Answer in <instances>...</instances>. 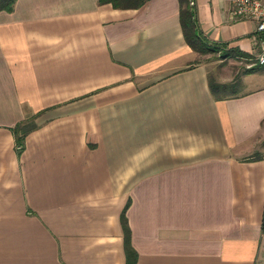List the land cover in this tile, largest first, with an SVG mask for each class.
<instances>
[{
    "label": "crops",
    "instance_id": "1",
    "mask_svg": "<svg viewBox=\"0 0 264 264\" xmlns=\"http://www.w3.org/2000/svg\"><path fill=\"white\" fill-rule=\"evenodd\" d=\"M192 7L245 64L232 95L179 0L0 10V264H125L124 209L136 264H264V33Z\"/></svg>",
    "mask_w": 264,
    "mask_h": 264
},
{
    "label": "trees",
    "instance_id": "2",
    "mask_svg": "<svg viewBox=\"0 0 264 264\" xmlns=\"http://www.w3.org/2000/svg\"><path fill=\"white\" fill-rule=\"evenodd\" d=\"M181 4L180 9V21L182 25V29L184 32V36L187 44L198 53H205L211 51H221L223 52V56L229 55V49H223L224 43H218L211 41L199 28L198 23L196 22V13L193 5H190L191 0H179ZM15 0H0V10L10 11L13 9ZM100 3H112L114 6H140L144 0H99ZM210 89L212 93L222 98L224 96L232 95L237 92L239 85L234 86L229 83H222L218 81H214L210 79L209 81ZM232 88V90L227 93L228 88ZM18 142L22 144V138L17 137ZM122 225L124 229V251H125V264H136L137 252L132 246L131 243V230L128 226L125 209L122 212L121 216ZM262 230L264 231V216L262 221Z\"/></svg>",
    "mask_w": 264,
    "mask_h": 264
},
{
    "label": "rangeland",
    "instance_id": "3",
    "mask_svg": "<svg viewBox=\"0 0 264 264\" xmlns=\"http://www.w3.org/2000/svg\"><path fill=\"white\" fill-rule=\"evenodd\" d=\"M229 52L230 54L225 56H223L221 51L198 53L197 60L208 64L210 76L214 81L238 86L240 84V75L245 70V64L237 61L238 59L234 57L232 51ZM237 88L240 90L241 85ZM231 90L232 88L229 87L226 92L229 93Z\"/></svg>",
    "mask_w": 264,
    "mask_h": 264
},
{
    "label": "built area",
    "instance_id": "4",
    "mask_svg": "<svg viewBox=\"0 0 264 264\" xmlns=\"http://www.w3.org/2000/svg\"><path fill=\"white\" fill-rule=\"evenodd\" d=\"M230 14L237 18H247L255 22L258 32L264 33V0H229ZM190 3L193 5L194 0ZM260 52L256 57L258 64H264V36L261 40Z\"/></svg>",
    "mask_w": 264,
    "mask_h": 264
}]
</instances>
